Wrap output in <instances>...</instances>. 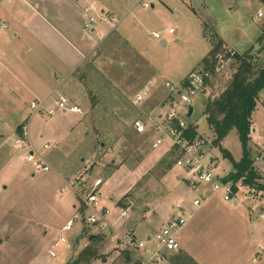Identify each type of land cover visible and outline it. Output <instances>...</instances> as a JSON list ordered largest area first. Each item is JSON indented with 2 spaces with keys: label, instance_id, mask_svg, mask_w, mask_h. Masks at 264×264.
<instances>
[{
  "label": "rangeland",
  "instance_id": "1",
  "mask_svg": "<svg viewBox=\"0 0 264 264\" xmlns=\"http://www.w3.org/2000/svg\"><path fill=\"white\" fill-rule=\"evenodd\" d=\"M108 2L124 10L114 20V25H118L116 33L100 45L88 64L89 70L86 65L80 73V76L84 73L82 83L86 93H90L88 97L85 95L88 101L77 98L84 115L55 110L50 118L46 114L32 116L30 136L34 148L42 151L44 143L55 141L50 150L43 152L50 167L48 172H35L29 163L22 162L20 157L27 151L19 149L14 139H10L11 133L29 119L31 110L25 103L33 99L32 96H25L23 101L14 98L19 87L10 73L18 71L31 56L21 51L14 58L1 49L0 136L8 144L0 147V264H67L85 245H92L100 257L89 264H136L133 256L121 251L108 232L98 234L93 226L84 225L83 220L91 212L83 206L81 198L101 179L103 183L97 194L102 208L110 212L107 220L113 214L118 215L115 203L122 199V209L129 217L127 226H137L135 229L140 231L159 229L171 214V204L182 193L192 196L177 179L185 175L182 170L174 167L162 175L158 169V162L170 150L169 142L152 149L156 134L149 130L138 135L132 129V122L155 116L164 98L165 82L179 88L191 71L203 69L201 61L209 53L212 42H221L224 55L250 52L255 64L263 63L264 0ZM259 11L263 12L261 18H257ZM169 29L173 30L172 34H168ZM3 33L8 31L0 30V39ZM154 34L160 39H155ZM233 62L231 58L213 75L206 94L192 99L193 112L186 118L207 141L206 158H212L213 173L220 178L233 172L220 149L227 151L236 162L242 156V149L234 129L220 142V147L213 146L215 136L207 123L204 107L208 98L218 95L230 82L235 70ZM146 88L151 94L149 100L134 104L135 95ZM58 94L61 93L53 97ZM251 120L252 129L257 133L255 138L263 144L264 89L258 94ZM248 147L253 162L260 159L254 168L262 176L257 183L264 184V146L258 148L253 141ZM258 199L261 201L248 205L252 209L251 226L246 223V229L242 230L237 217L203 216L208 214L206 208L186 227L191 229L188 231L191 237L187 234L191 245L183 244L177 263L264 264V222L258 219L261 209L264 210V194L260 191ZM226 205L233 208L231 203ZM237 209L248 215L247 204ZM69 219H74L75 226L70 233L63 234L61 228ZM257 225L255 238L257 243L262 242V251L252 249L249 243V228ZM221 226H230L236 231ZM62 235H67L72 248L52 259L46 250ZM91 236L99 239L90 244Z\"/></svg>",
  "mask_w": 264,
  "mask_h": 264
},
{
  "label": "built area",
  "instance_id": "2",
  "mask_svg": "<svg viewBox=\"0 0 264 264\" xmlns=\"http://www.w3.org/2000/svg\"><path fill=\"white\" fill-rule=\"evenodd\" d=\"M262 16L263 12L259 11L257 18ZM93 22L94 20L89 18L86 27H89ZM3 29H6V25L0 20V30ZM172 33L173 30L169 29L168 34ZM153 36L155 39H160L158 34ZM226 54L228 57L225 56ZM226 54L217 57L213 73L205 69L193 70L182 81L179 88L165 82V95L155 116H145L132 122V129L136 134L143 135L149 130L156 134V138L151 144L152 149L168 141L170 150L175 149L177 151L178 155L174 167L184 172L185 175L181 176V180L191 193V198L173 202L171 214L167 220L153 235L143 238H138L130 232L121 231L120 226L116 227L117 222L127 218L126 211H121L114 223L108 222L109 211L102 208L97 194L98 188L102 185L101 179H97L93 188L81 198L83 206L91 212L83 220L84 225L93 226L98 234L108 232L120 249L134 257L136 264H170L169 256L180 250L179 237L183 228L196 212L214 196H219L224 202H235V204H241L244 200L258 196L259 191L253 186L243 185L241 181L233 182L232 178L229 182H225L224 177L215 176L212 158H206L208 155L207 141L199 134L192 139H188L186 136L190 124L186 118H190L192 115L188 116L189 110L192 109V99L197 95L206 94V89L211 85L210 80L213 75L220 72L234 55L232 52H226ZM149 98L150 91L149 88H146L135 95L133 103L141 105ZM50 101L52 107L49 108L47 100H34L28 104L31 115L27 122L20 126L19 135L15 140V145L19 149L27 151V154L20 157V160L29 163L35 172H48L50 167L44 155L37 151L31 142L30 122L32 116L35 114L52 116L55 110L64 114H83L82 109L64 95H58L56 98H51ZM54 144L55 142L51 141L50 144L43 145V149L47 150ZM240 196L243 199H240ZM74 226V219H69L61 228V233H70ZM65 236L67 235L60 236L49 245L46 253L50 258L56 259L59 252L62 254V252L71 250L72 242ZM255 261L253 259V262Z\"/></svg>",
  "mask_w": 264,
  "mask_h": 264
},
{
  "label": "crops",
  "instance_id": "3",
  "mask_svg": "<svg viewBox=\"0 0 264 264\" xmlns=\"http://www.w3.org/2000/svg\"><path fill=\"white\" fill-rule=\"evenodd\" d=\"M108 1L109 0L0 1V15L1 19L3 20L1 21L6 25V29H3V31H8V33L6 34L3 33L0 39V46L3 45L2 47H0V58H2L3 56V51L11 53L12 57L14 58H16L17 53L21 51L31 56L27 58V61L24 65L22 64L18 67V71L11 70L10 76L12 78V81L19 87L17 88L18 94L14 93V98L16 100L23 101L25 96H32L33 99L31 101L28 100L26 101L27 103H25L27 108L28 104L34 100H47L48 108L52 107L50 99L54 98L53 96L56 93H61L58 95L66 96L73 104L77 105L78 107H80V105L79 103H77V98L80 101L82 100L84 102L87 100V98H85V95L87 94L88 97L90 93H86L85 87L82 83L83 78L81 77L84 73L81 74V76L80 73L83 67L86 65L89 70L88 64H90L91 59H93V57L96 55L95 53L100 45L108 37L116 33V28L118 25H114V20L118 18L117 13L121 14L124 10V8L122 10V6H112ZM86 9H88V11H86ZM173 15L175 16V18H179L178 14L173 13ZM89 18H92L94 22L90 24L89 27H86ZM120 38L124 39L122 37ZM1 49H3V51ZM20 90L22 92L21 96H19ZM42 115L45 114H40V116ZM82 115H84V112ZM45 116L47 118L52 117L47 115ZM20 126L21 125L17 127L16 131L11 133L10 139H14V141L16 140L17 136L19 135L18 130ZM256 134L257 133H255L254 129H252L250 133L249 143L253 141L257 142L258 148L264 146V143L261 144L256 140ZM39 138L42 139L43 136L40 135ZM0 142L1 148H4L8 144V140H5L3 136H0ZM45 144L48 143H44L43 145ZM254 145L256 146V143ZM51 147H49L47 150H50ZM39 152L43 154V146L42 151ZM259 160L260 159L257 158L256 161H254L255 168ZM177 179L182 181L181 176H178ZM183 185L187 192H189L186 185L184 183ZM189 194L191 195L190 192ZM185 198L191 197H187L186 193H182L179 196V200ZM239 198L243 199L242 196H240ZM261 199L263 198L261 197ZM261 199H258L257 196L250 200H244L241 204H235V202H224L219 196H214L207 204H205L203 208L196 212V214L188 222V224L193 219H197V217L201 215V213L206 208H208V214L205 213L206 215L203 214V216L213 217L222 214L226 217H237V219L241 220V223L238 222L242 226H239L241 230L242 228L246 229V223H248L249 226H251L252 223V209L248 205L253 204V202H260ZM227 203H231L233 208H228V206L226 205ZM116 204L117 203H115V206H117ZM245 204H247V216L244 211L237 209L238 207L244 206ZM118 208V215L121 211H125L120 207ZM109 215L110 212L108 216ZM118 215L113 214L114 217L109 218V223H114L118 218ZM258 219L264 222V210L261 209ZM128 220L129 217L127 213V218L123 221L117 222L116 227L120 226L121 231L130 232L136 237L140 235L141 238L151 236L158 230V228H155L154 230L145 228L144 231H140L138 229H135L137 228V226L135 228L129 226V224L127 226ZM188 224L183 228L179 237L180 250L177 253L171 254L169 256L170 264H178L177 258H179L180 252L183 249V244L187 246L191 245V243L188 244V242H190L188 239V231L191 230L186 228ZM228 227L231 229L233 228L230 226H221L219 228L226 229ZM256 228L258 229V225L255 228H249V243L251 244L252 249L255 250L257 248L258 250L262 251V242L257 243L259 241L255 238L257 235ZM232 230L236 231L234 228ZM120 250L123 251L122 249ZM186 260L190 261V259H188L187 257ZM134 262H136V260Z\"/></svg>",
  "mask_w": 264,
  "mask_h": 264
},
{
  "label": "trees",
  "instance_id": "4",
  "mask_svg": "<svg viewBox=\"0 0 264 264\" xmlns=\"http://www.w3.org/2000/svg\"><path fill=\"white\" fill-rule=\"evenodd\" d=\"M262 34L264 48V33ZM221 48V42L211 43L209 53L201 61L203 69L211 73L214 72L217 57L224 56V49ZM225 56L228 57L227 54ZM232 59H234L235 70L231 80L218 95L208 98V102L204 107V115L215 136L213 140L214 147H220V142L231 130L234 129L237 133L242 149V156L239 161H234L227 151L220 149L222 156L233 167V172L230 173L232 181H241L243 185L253 186L264 193V184L257 183L261 178L254 168V162L248 147L252 131V113L257 105L258 94L264 89V59L260 66L255 64L256 60L250 52L242 55L234 54ZM196 135H198L196 126L190 123L186 136L188 139H192ZM177 155V151L171 149L158 162V169L162 175H165L173 168ZM116 205L123 208L122 199ZM90 238H92V240H89L90 244L99 239L98 236H91ZM99 258L97 251L92 245L86 246L74 259L73 264H89L92 260Z\"/></svg>",
  "mask_w": 264,
  "mask_h": 264
},
{
  "label": "water",
  "instance_id": "5",
  "mask_svg": "<svg viewBox=\"0 0 264 264\" xmlns=\"http://www.w3.org/2000/svg\"><path fill=\"white\" fill-rule=\"evenodd\" d=\"M161 44H164V41H162ZM191 114H192V109L189 110L188 116H190ZM231 178H232V175H231V174H228V175H226V176L223 178V180H224L225 182H229ZM89 240H92V238H90ZM73 261H74V260H72L70 263H67V264H73Z\"/></svg>",
  "mask_w": 264,
  "mask_h": 264
}]
</instances>
